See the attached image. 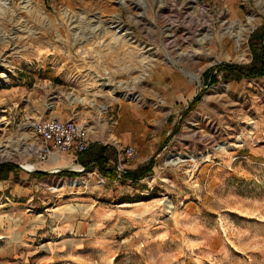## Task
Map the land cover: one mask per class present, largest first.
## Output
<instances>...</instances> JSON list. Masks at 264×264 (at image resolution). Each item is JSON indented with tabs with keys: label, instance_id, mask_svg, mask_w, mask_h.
Here are the masks:
<instances>
[{
	"label": "rangeland",
	"instance_id": "obj_1",
	"mask_svg": "<svg viewBox=\"0 0 264 264\" xmlns=\"http://www.w3.org/2000/svg\"><path fill=\"white\" fill-rule=\"evenodd\" d=\"M25 1L0 0V162L19 164L0 187V264H264V76H204L251 62L264 0ZM67 113L116 153L144 124L122 162L151 171L40 161L33 122ZM64 168L80 174L50 172Z\"/></svg>",
	"mask_w": 264,
	"mask_h": 264
},
{
	"label": "trees",
	"instance_id": "obj_2",
	"mask_svg": "<svg viewBox=\"0 0 264 264\" xmlns=\"http://www.w3.org/2000/svg\"><path fill=\"white\" fill-rule=\"evenodd\" d=\"M248 43L251 49L257 48V54L253 55L251 62L248 64H229L219 63L209 67L205 72L206 84H213L218 81V73H223L225 78L241 79L244 77H260L264 76V31H253L249 35ZM201 99L199 92L190 102L186 110L192 107ZM77 158L78 163L83 166L84 170L96 167L98 171L109 179H115L113 167L109 165V160L117 158L116 148L110 144H101L92 142L88 150L79 153ZM154 164V157L148 160L146 165L135 169H128L122 176L131 180L137 181L142 179L151 171ZM17 169L15 163L0 162V180L5 179L10 171ZM41 174H46L45 171H39ZM57 175H78L79 171H71L66 168L56 172Z\"/></svg>",
	"mask_w": 264,
	"mask_h": 264
},
{
	"label": "built area",
	"instance_id": "obj_3",
	"mask_svg": "<svg viewBox=\"0 0 264 264\" xmlns=\"http://www.w3.org/2000/svg\"><path fill=\"white\" fill-rule=\"evenodd\" d=\"M33 130L40 141L37 151L40 161H46L56 154L77 156L79 153L88 150L93 142L83 126L71 117H51L35 120ZM134 155L135 148L133 145L129 144L117 148V160L115 162L117 176H120L127 169L122 160L132 159ZM81 169H83L82 166Z\"/></svg>",
	"mask_w": 264,
	"mask_h": 264
},
{
	"label": "bare ground",
	"instance_id": "obj_4",
	"mask_svg": "<svg viewBox=\"0 0 264 264\" xmlns=\"http://www.w3.org/2000/svg\"><path fill=\"white\" fill-rule=\"evenodd\" d=\"M122 1H123V0H122ZM122 1H120V2H122ZM25 2L28 3V4L31 3L30 0H26ZM192 2L195 3V4L200 5V0H192ZM140 3L143 4L144 2L140 0ZM66 10H67V8H66ZM66 10L62 11V13H63V17H65V13L67 12ZM79 14H80V18H82V17H86V15H84L82 12H80ZM90 18H92V17H90ZM67 19H68V18H67ZM69 19H70V18H69ZM93 19H96V21H98L99 23H101V21H103V20L101 19V16H99V15L94 16ZM116 24H117L116 27L122 28V30H123V33H122L121 36H123V37L125 36V39H127L128 42H129L130 44H135L134 41L131 40L130 37H129V28H128L127 26H122V27H120V25L122 24V23L120 24V22H119V23H116ZM116 36H117V35H116ZM121 36H118V37H121ZM116 38H117V37H116ZM209 38H210V35H209V34H204L203 36H201L200 41L202 42V41L207 40V39H209ZM125 41H126V40H125ZM187 74L190 75V76H192L193 78L197 79V76H195L193 73H191V72L188 71ZM100 88H102V87H100ZM111 94H112V95H113V94H116V95L119 96V97H124V95H126V94H122V93H116L115 91H111ZM73 101L84 102V101H86V99H85V98H79V97H77V98L71 97V102H73ZM52 104H53V103H48V107L50 108V107L52 106ZM91 104H93V103H91ZM104 108H105L104 105H101V106H100V110H101V111H103ZM0 151H1V149H0ZM56 155H57V154H56ZM53 157H55V156H52V158H53ZM59 157H61V156L57 155L55 158L58 160ZM189 158H190V156H189ZM182 160H183V159L180 157V155L168 154V155L166 156V158L164 159V163H165V164H176V163H178L179 161H182ZM24 166H25L27 169H28V168H29V169H32V168H33V165L30 164V163H26ZM71 184H72V185H80V182H79V181H72Z\"/></svg>",
	"mask_w": 264,
	"mask_h": 264
},
{
	"label": "crops",
	"instance_id": "obj_5",
	"mask_svg": "<svg viewBox=\"0 0 264 264\" xmlns=\"http://www.w3.org/2000/svg\"><path fill=\"white\" fill-rule=\"evenodd\" d=\"M193 95V94H192ZM137 113L138 112H136V111H132V115H134L135 116V114L137 115ZM64 116H66V117H72V115L71 114H69V113H67V115H64ZM120 127L119 126H117V132H118V129H119ZM131 130V131H134L133 129H132V127L131 128H128L127 130ZM145 125L143 124V125H141V127L139 128V130H138V132L137 133H132V134H128L127 136H123V138H122V140H124V141H128L129 142V144H133L134 146H138V145H140L141 146V144H142V142H143V140H145V137H146V132H145ZM160 132H162V131H160ZM127 133H129V132H127ZM64 155H62V157H63ZM62 157H61V159H62ZM53 160L55 161V162H57L56 161V159H55V157H53ZM63 160V159H62ZM63 162L65 163V161L63 160ZM39 172V171H38ZM38 172H35V173H38ZM29 174V173H28ZM6 179H4V180H0V187H1V184H2V182L3 181H5ZM21 237V235H19V238Z\"/></svg>",
	"mask_w": 264,
	"mask_h": 264
},
{
	"label": "water",
	"instance_id": "obj_6",
	"mask_svg": "<svg viewBox=\"0 0 264 264\" xmlns=\"http://www.w3.org/2000/svg\"><path fill=\"white\" fill-rule=\"evenodd\" d=\"M17 164V163H16ZM17 165H19V164H17ZM21 166V165H20ZM34 170H36V171H45V170H43V169H34ZM68 170H71V171H78V170H76L75 168H68ZM56 171H58V170H51L50 172H56Z\"/></svg>",
	"mask_w": 264,
	"mask_h": 264
}]
</instances>
